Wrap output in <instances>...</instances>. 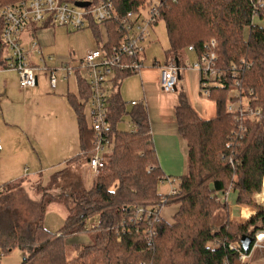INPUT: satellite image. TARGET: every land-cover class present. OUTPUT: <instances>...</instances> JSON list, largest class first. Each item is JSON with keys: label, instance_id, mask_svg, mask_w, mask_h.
<instances>
[{"label": "trees", "instance_id": "1", "mask_svg": "<svg viewBox=\"0 0 264 264\" xmlns=\"http://www.w3.org/2000/svg\"><path fill=\"white\" fill-rule=\"evenodd\" d=\"M21 1L26 0H0V13L3 7ZM112 1L119 17L138 11L146 3ZM256 3L257 0H178L160 8L159 21L165 22L170 42L167 58L180 62L189 47L199 58L214 40L217 67L223 73L210 81V99L216 106L214 117L202 119L186 94L179 95L175 118L180 135L188 143L189 172L179 180L178 195L164 197L158 192L164 173L147 111L141 105L127 111L116 89L121 79L132 74L118 73L109 95L114 147L93 186L78 190L72 197H58L69 207V215L64 228L56 233L43 226V202L32 219L13 208L14 192L21 188V182L1 187L0 255L16 248L23 250L26 256L21 264H235L240 254L230 248L234 244L240 245V252L249 254L256 233L264 231V209L253 200L264 181V5ZM3 25L0 14V69L8 66L3 56ZM105 26L107 42L103 50L118 45L121 39L118 21L111 20ZM79 80L80 99L70 96L69 100L77 117L81 154L70 162L81 158L88 161L93 150V131L84 113L90 89L86 80ZM233 90L242 91L262 116L261 120L245 121L242 138L227 109ZM127 115L136 130L118 129ZM229 191L237 193V204L259 212L244 223L226 219L214 229L215 214L229 208L219 195ZM164 198L167 204L181 203L173 223L162 218L155 221V215L151 219L137 215L139 208L158 209ZM257 199L264 202V193ZM94 218L97 223L88 227ZM85 232L92 238L91 244L78 245L80 249L76 245L73 252L77 255L71 258L65 239ZM245 237L252 239L249 251L242 246Z\"/></svg>", "mask_w": 264, "mask_h": 264}, {"label": "rangeland", "instance_id": "2", "mask_svg": "<svg viewBox=\"0 0 264 264\" xmlns=\"http://www.w3.org/2000/svg\"><path fill=\"white\" fill-rule=\"evenodd\" d=\"M66 1L72 2L75 0ZM144 16H147L146 13H144ZM99 29L105 37V25L101 24ZM80 35L79 32L69 28L51 27L47 35L44 36V42L47 46L43 48L41 46V48L39 47L42 55L36 54L34 57H30V62L40 67V69L35 71L36 76L39 77V86L36 89H49V92L53 93L54 89L49 79L51 70L44 71L42 68L48 67L49 69H57V59H65L66 62L74 68L79 66V61L84 57L79 53L78 45L82 41V39L79 38ZM35 40L38 42L37 39ZM142 46L144 47L146 59L149 60L148 63L154 61V59H157L161 63L165 61L166 52L170 49V42L164 21L160 20L151 28L149 41L142 43ZM7 54L8 52L5 50L4 55ZM188 56L191 62L195 61V54L188 53ZM42 58H45V61ZM81 74H83V71H81ZM56 77L57 91L63 88L67 89V87L70 90H74L78 85L76 72L74 71L68 75L67 70H57ZM65 77H67V80ZM19 91L20 89L18 92ZM234 93V90L231 91L229 96L232 97ZM26 95L28 94L23 92V95L14 97L16 99L15 101L20 105L27 100L30 106L37 109L39 107L54 111L56 115L45 118L41 117V119H39V117L36 120L38 122L37 127L42 129V132L39 133L40 139L37 140L33 137L36 122L32 123L33 121H28L25 126L23 123H18V125L10 123L6 125L0 114V188L11 182H21V188L14 192L15 197L12 202L13 208L18 209L27 219H32L34 218L33 212H36L43 202L45 205L42 222L43 226L49 232L56 233L64 228L66 218L69 215V207L65 203L59 201L58 197L63 194L72 197L80 189L91 188L98 172L91 170L88 161L82 158L70 163L65 162L66 159L79 156L81 154V147L77 138L76 122L74 121L73 125L70 127V123H68L66 116L62 114L63 111L59 103L52 97H27ZM210 97L211 95L204 99L207 100V98L210 99ZM28 110L30 113L31 110ZM84 113L87 124L91 125L89 105L85 107ZM72 119L75 118L72 116ZM118 129L120 131L132 130V124L129 122L127 116L118 124ZM31 134H33V136H31ZM106 154H108V151ZM182 177L181 175L174 176V178H176L174 184L175 188H178L179 180ZM170 191L171 186L167 181L160 182L158 186L160 195L165 197L170 194ZM263 193L264 185L261 192L253 198L257 207L262 209H264V202L259 201L257 196ZM225 196L226 194L224 196L219 195V200L222 202L226 201ZM166 206L167 209L169 207H176L177 213L181 203L176 201L168 203ZM174 216L171 220L166 221L173 223ZM226 219L233 222L230 208H228V210L221 209L215 214L213 228H219ZM96 223V218L91 219L88 223V227ZM65 242L68 254L72 258L77 255V252H73L76 245L91 244L92 238L85 232L68 237L65 239ZM79 247L80 246L77 248ZM25 256V251L16 248L9 253L0 255V264H21Z\"/></svg>", "mask_w": 264, "mask_h": 264}, {"label": "built area", "instance_id": "3", "mask_svg": "<svg viewBox=\"0 0 264 264\" xmlns=\"http://www.w3.org/2000/svg\"><path fill=\"white\" fill-rule=\"evenodd\" d=\"M178 0H146V3L136 12H129L119 17L115 11L112 0H26L1 9L3 20L2 42L7 50V68L17 72L21 88H33L38 83L36 68L30 62L29 54L22 44V35L32 25L51 24L54 27H66L73 31L83 30L91 23L105 24L111 20L118 21V33L121 36L118 45L108 49H95L88 51L79 61L77 68L71 67L68 62L63 63L57 69L47 67L42 70L50 72L52 88L57 86V70H67L68 75L73 71H83L85 80L90 89V121L93 131V150L88 158V164L94 172L104 168L109 154L114 147V138L111 123L109 121V84L118 73L137 74L145 66L143 56L145 54L142 43L149 41L151 28L159 22L160 8L167 3H176ZM76 2L89 3L86 7H78ZM256 5L263 6L264 0H257ZM146 13V17L144 16ZM31 49L39 54L38 42L31 41ZM216 42L211 40L207 50L200 55L192 68L201 76L200 89L204 97L211 95L210 81L222 76V71L217 67ZM193 51V47H189ZM160 90L164 93H172L177 90L181 66L171 60L160 67ZM67 79V77H65ZM238 85V82H236ZM232 101L228 104V112L232 114L236 124L237 133L242 138L245 131V121L248 118L261 120V112L255 110L249 103V98L242 91L234 90ZM135 104V103H134ZM136 130V128H134ZM133 129V130H134ZM108 151V154L106 152ZM171 186L169 196L179 194V189L174 187L176 179L163 178ZM264 185V181H263ZM228 192L226 193V195ZM167 204L163 199L161 206L154 211L145 208L137 209V215L151 219L155 215V221H159L162 208ZM163 219V218H162ZM231 249L240 254V259L245 260L249 256L240 252V245H230ZM264 250V231H258L251 252Z\"/></svg>", "mask_w": 264, "mask_h": 264}, {"label": "crops", "instance_id": "4", "mask_svg": "<svg viewBox=\"0 0 264 264\" xmlns=\"http://www.w3.org/2000/svg\"><path fill=\"white\" fill-rule=\"evenodd\" d=\"M51 27V24L38 26L32 25L23 33L21 41L29 54V58L31 56L34 57L37 54L31 49V41L33 39H37L39 42V47L41 46L43 48L47 46V44L44 42V36L47 35ZM77 32L81 34L79 38L82 39L81 43L78 45L81 56H84L90 50L102 49L101 47L107 42L106 26L105 37L100 31L99 27H93L91 24L85 29L79 30ZM188 53L195 54L194 51L188 49V52L183 55L180 62L173 58L168 59L166 55L165 61L163 63L157 59H154V61L148 63L149 60L146 59V54H144L143 59L145 60V66L143 69L137 74H132L121 79L120 84L116 89L117 94L125 103L128 112L131 111L136 105L145 107L150 124V133L152 135L154 148L158 157L159 166L164 173V178L176 179L174 176H185L188 173L187 143L179 133L175 118V107L178 103L179 95L181 93L186 94L193 110L202 119H210L216 114V106L214 101L209 98L205 100V97L201 93V76L199 72L192 68L193 63L198 60V57L195 54V61L191 62ZM37 55H42L41 49L40 53ZM3 56L7 58V55H4V53ZM42 59L45 61V58ZM171 60H175L181 66L179 84L176 91L172 93H164L160 90L159 86V67ZM63 63H67L65 59H57L58 67L63 65ZM31 64L36 68H40L39 66L34 65L32 62ZM79 76L81 77V80H85L84 73L81 74V71H76L78 83L76 89L70 90L67 87V89L63 88L57 91L58 87L56 86V88H53V93H50L49 89H36L39 86L38 76V83L35 87L23 89L20 86L19 75L17 72L0 69V114L3 117L5 124L9 125L11 123L18 125V123H23L25 126L28 121H33L32 123L36 122V128L33 131L34 136L33 134H31V136L39 140V133L42 132V129L37 127L38 122L36 120L39 117V119H41V117L45 118L48 116L50 117L51 115L55 116L56 114H54V111L46 110L44 108H34L33 106H30L27 100L23 104L19 105V103L15 101L16 99L14 97L23 95V92L28 94L26 95L27 97H52L59 103V106H61L63 111L62 114L66 116L68 123H70V127L73 125L74 121L76 122V133L79 141L77 117L69 100L70 96L80 99ZM110 86L111 88L113 87V81L110 83ZM19 89L20 91L18 92ZM87 105H89V103H87ZM28 109L31 110L30 113ZM72 116L75 119H72ZM127 117L131 123L130 117L128 115ZM134 128L135 127L132 124V130ZM73 158L66 159L65 162L70 163ZM225 199L229 204L231 217L234 222L244 223L251 216L259 212L258 209L244 207L237 204V193L234 191H229L225 196ZM175 213L176 207H169L167 209V206L165 205L161 210V216L165 220H171ZM248 256L249 257L245 260H237L235 264L264 263L263 250L252 251L248 254Z\"/></svg>", "mask_w": 264, "mask_h": 264}, {"label": "water", "instance_id": "5", "mask_svg": "<svg viewBox=\"0 0 264 264\" xmlns=\"http://www.w3.org/2000/svg\"><path fill=\"white\" fill-rule=\"evenodd\" d=\"M76 5H77L78 7H86V6L89 5V3L76 2ZM251 244H252V239H251V238H249V237H245V238H243L242 246H243V249H244L245 251H249Z\"/></svg>", "mask_w": 264, "mask_h": 264}]
</instances>
